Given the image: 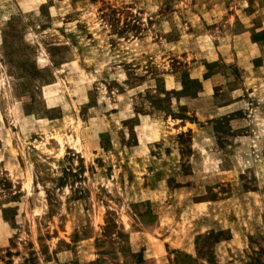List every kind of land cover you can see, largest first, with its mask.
<instances>
[{
  "label": "rangeland",
  "instance_id": "1",
  "mask_svg": "<svg viewBox=\"0 0 264 264\" xmlns=\"http://www.w3.org/2000/svg\"><path fill=\"white\" fill-rule=\"evenodd\" d=\"M260 248L264 0H0V264Z\"/></svg>",
  "mask_w": 264,
  "mask_h": 264
},
{
  "label": "trees",
  "instance_id": "2",
  "mask_svg": "<svg viewBox=\"0 0 264 264\" xmlns=\"http://www.w3.org/2000/svg\"><path fill=\"white\" fill-rule=\"evenodd\" d=\"M62 177L59 180L61 186L66 185L69 182V178H75L78 179V174L77 172L75 173L73 170H71L70 168H65L62 170ZM72 183H74V181H72ZM256 258L252 259V262H250L249 264H262V261L260 259V257L262 255H264V248H260V251L256 254Z\"/></svg>",
  "mask_w": 264,
  "mask_h": 264
}]
</instances>
